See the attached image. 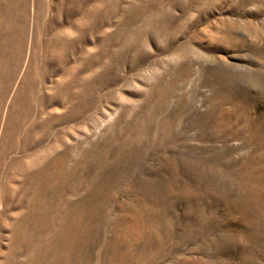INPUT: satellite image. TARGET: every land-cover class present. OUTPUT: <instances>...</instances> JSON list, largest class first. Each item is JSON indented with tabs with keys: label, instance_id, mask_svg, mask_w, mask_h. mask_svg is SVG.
Instances as JSON below:
<instances>
[{
	"label": "rangeland",
	"instance_id": "obj_1",
	"mask_svg": "<svg viewBox=\"0 0 264 264\" xmlns=\"http://www.w3.org/2000/svg\"><path fill=\"white\" fill-rule=\"evenodd\" d=\"M0 264H264V0H0Z\"/></svg>",
	"mask_w": 264,
	"mask_h": 264
}]
</instances>
